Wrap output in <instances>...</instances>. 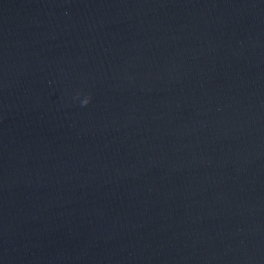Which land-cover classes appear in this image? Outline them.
<instances>
[{
    "label": "water",
    "instance_id": "obj_1",
    "mask_svg": "<svg viewBox=\"0 0 264 264\" xmlns=\"http://www.w3.org/2000/svg\"><path fill=\"white\" fill-rule=\"evenodd\" d=\"M0 225L36 264H264V0H0Z\"/></svg>",
    "mask_w": 264,
    "mask_h": 264
}]
</instances>
